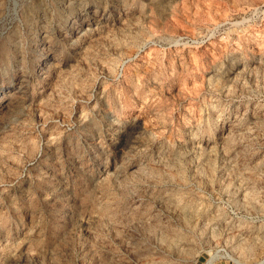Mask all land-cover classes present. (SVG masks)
Here are the masks:
<instances>
[{"label":"rangeland","instance_id":"rangeland-1","mask_svg":"<svg viewBox=\"0 0 264 264\" xmlns=\"http://www.w3.org/2000/svg\"><path fill=\"white\" fill-rule=\"evenodd\" d=\"M0 264H264V0H0Z\"/></svg>","mask_w":264,"mask_h":264}]
</instances>
